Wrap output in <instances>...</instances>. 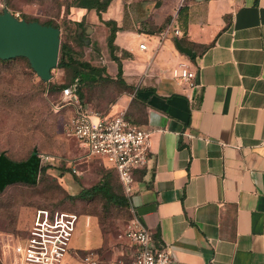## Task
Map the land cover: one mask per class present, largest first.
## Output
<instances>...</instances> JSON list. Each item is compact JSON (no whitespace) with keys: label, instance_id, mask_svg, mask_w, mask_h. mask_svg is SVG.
<instances>
[{"label":"crops","instance_id":"1","mask_svg":"<svg viewBox=\"0 0 264 264\" xmlns=\"http://www.w3.org/2000/svg\"><path fill=\"white\" fill-rule=\"evenodd\" d=\"M73 14L99 33L111 78L118 70L103 22H115V54L132 90L104 113L151 132L130 208L155 244L171 250L174 264H264V0H111L100 18L83 8ZM166 23L180 33L161 38ZM183 36L193 61L175 47ZM179 62L196 70L195 88L171 76ZM99 243L81 215L72 248ZM123 243L116 254L130 264L134 248Z\"/></svg>","mask_w":264,"mask_h":264},{"label":"rangeland","instance_id":"2","mask_svg":"<svg viewBox=\"0 0 264 264\" xmlns=\"http://www.w3.org/2000/svg\"><path fill=\"white\" fill-rule=\"evenodd\" d=\"M76 5V0H0V12L7 8L20 18L57 26L60 46L68 44L75 59L105 66L101 49L95 47L99 33L89 29L87 20L73 19ZM75 22H82L78 33ZM72 75V69L55 68L52 83H44L25 58L0 61V152L19 160L36 148L43 167L36 185L15 184L0 192V264L4 245L23 234L33 210L40 207L83 215L86 226H93L100 242L99 247L92 250L99 255L101 264L116 260L117 247L125 246L118 236L130 216L128 209L107 202L100 195H83L84 190L103 181L108 182L117 195L121 194L116 175L100 159L88 157L80 143L67 134L72 109L64 106L55 112L52 108L53 104L61 102L60 91L48 86L67 82ZM120 90L117 84L105 81L85 85L83 106L107 115L105 109Z\"/></svg>","mask_w":264,"mask_h":264},{"label":"built area","instance_id":"3","mask_svg":"<svg viewBox=\"0 0 264 264\" xmlns=\"http://www.w3.org/2000/svg\"><path fill=\"white\" fill-rule=\"evenodd\" d=\"M184 1L179 0V5ZM13 14L20 18L18 13ZM179 33L178 28L169 24L160 36L165 38ZM139 48L145 49V42H141ZM171 76L188 88L197 86L196 70L188 62H179L172 68ZM60 99V104L52 105L55 112L64 106L72 109L67 134L80 143L88 157L100 159L116 172L130 201L134 192V173L147 167L150 158L151 132L129 121L123 113L109 116L89 110L79 104L69 88L60 92ZM79 217L70 211L35 208L23 234L4 245L1 264H101L96 252L81 255L71 246ZM118 237L134 248L130 264H174L171 250L155 244L152 233L132 208L124 231ZM110 264L125 262L119 257Z\"/></svg>","mask_w":264,"mask_h":264},{"label":"trees","instance_id":"4","mask_svg":"<svg viewBox=\"0 0 264 264\" xmlns=\"http://www.w3.org/2000/svg\"><path fill=\"white\" fill-rule=\"evenodd\" d=\"M77 8H83L87 10H94L96 14L101 16V13L106 10L111 0H76ZM77 26V33L81 30L82 22H75ZM109 28V35L106 39L107 49L109 51V55L111 60L117 63V74L116 78H111L107 73L105 66L94 64L90 60H80L75 59L72 56L71 47L68 44L62 43L60 46V53L58 58V63L56 68L66 70L72 69L73 75L69 78L67 82H63L59 85H49V88L58 89L60 92L63 89L69 88L73 94H75L79 104L84 105V97H83V88L84 86L98 82L105 81L110 83H115L120 86L121 90H132L129 86H127L122 78V65L120 62V58L115 54L117 47L114 45V38L116 33L115 22L113 21H105L103 22ZM168 23V21H167ZM167 23L164 27H166ZM50 24V23H44ZM57 27V26H56ZM86 32V29H83ZM175 47L177 50L188 57L189 60L193 61L196 55L194 44H191L184 36L181 38H173ZM97 48L98 46L95 45ZM26 59V58H25ZM9 60V59H8ZM5 61V60H0ZM29 64V63H28ZM41 81V80H40ZM43 82V81H42ZM46 83V82H44ZM48 83H52L51 80ZM125 117L137 125L132 119L128 117V115L124 114ZM139 126V125H137ZM41 160L39 157V153L36 148H33L27 157L19 160H15L6 155L5 152H0V192L4 191V189L8 186L15 184H25L34 186L37 184L38 174L42 171L43 167L40 164ZM109 169V168H108ZM114 172L116 175L117 181L119 183L121 194L117 195L112 191V188L108 182L103 181L87 190H84V196H94L100 195L107 202H111L113 204H118L120 206L128 209L131 216V208L130 201L125 196L121 183L118 179L116 172L113 169H109ZM48 208V207H45ZM54 209V208H49ZM129 216V217H130ZM129 219V218H128ZM92 251V250H89ZM86 252L80 253L81 255L86 254ZM93 252H95L93 250Z\"/></svg>","mask_w":264,"mask_h":264},{"label":"water","instance_id":"5","mask_svg":"<svg viewBox=\"0 0 264 264\" xmlns=\"http://www.w3.org/2000/svg\"><path fill=\"white\" fill-rule=\"evenodd\" d=\"M60 30L52 24L17 18L4 8L0 12V60L26 58L43 82L52 79L59 58Z\"/></svg>","mask_w":264,"mask_h":264}]
</instances>
